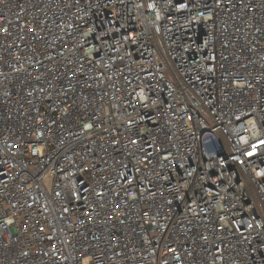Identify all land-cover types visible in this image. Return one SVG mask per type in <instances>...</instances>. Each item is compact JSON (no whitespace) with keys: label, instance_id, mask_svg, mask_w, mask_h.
<instances>
[{"label":"built area","instance_id":"obj_1","mask_svg":"<svg viewBox=\"0 0 264 264\" xmlns=\"http://www.w3.org/2000/svg\"><path fill=\"white\" fill-rule=\"evenodd\" d=\"M0 264H264V0H0Z\"/></svg>","mask_w":264,"mask_h":264}]
</instances>
